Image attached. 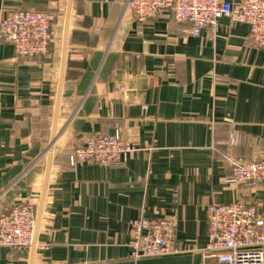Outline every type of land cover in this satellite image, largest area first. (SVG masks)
Masks as SVG:
<instances>
[{"label": "crops", "instance_id": "crops-1", "mask_svg": "<svg viewBox=\"0 0 264 264\" xmlns=\"http://www.w3.org/2000/svg\"><path fill=\"white\" fill-rule=\"evenodd\" d=\"M14 8L52 14L54 36L38 56L0 40V212L36 210L31 246L0 247V264H215L206 207L241 199L264 215V184L225 182L233 161L264 158V46L249 26L220 17L195 37L122 0H0V18ZM115 128L136 147L126 160L70 164ZM138 217L171 219L176 250L132 256Z\"/></svg>", "mask_w": 264, "mask_h": 264}, {"label": "built area", "instance_id": "built-area-1", "mask_svg": "<svg viewBox=\"0 0 264 264\" xmlns=\"http://www.w3.org/2000/svg\"><path fill=\"white\" fill-rule=\"evenodd\" d=\"M134 18L144 21L166 10L178 24H187L182 33L199 36L202 29H213L220 17L249 26L254 45L264 46V0H122ZM52 14L14 8L0 18V40L10 43L21 56L46 54L54 36ZM136 150L122 140L119 128L96 134L75 146L69 154L70 164L96 163L107 166L126 160ZM256 192L264 184V158L236 160L225 178ZM35 206L28 202L0 212V247L23 250L33 242ZM207 243L203 256L215 264H264V215L257 203L237 199L206 207ZM132 256H158L176 250L174 223L169 218L138 217L130 220Z\"/></svg>", "mask_w": 264, "mask_h": 264}, {"label": "water", "instance_id": "water-1", "mask_svg": "<svg viewBox=\"0 0 264 264\" xmlns=\"http://www.w3.org/2000/svg\"><path fill=\"white\" fill-rule=\"evenodd\" d=\"M54 140V137L52 136L51 137V141H50V146L48 147V151H51V143L52 141ZM46 179V178H45ZM44 184H45V180H44ZM34 231V230H33Z\"/></svg>", "mask_w": 264, "mask_h": 264}]
</instances>
